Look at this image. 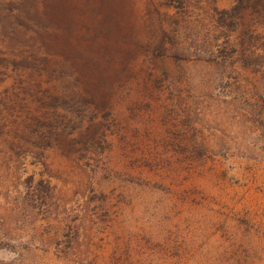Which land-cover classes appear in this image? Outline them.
<instances>
[{
	"label": "rangeland",
	"instance_id": "374dc122",
	"mask_svg": "<svg viewBox=\"0 0 264 264\" xmlns=\"http://www.w3.org/2000/svg\"><path fill=\"white\" fill-rule=\"evenodd\" d=\"M120 24L97 115L0 44V264H264V0H125Z\"/></svg>",
	"mask_w": 264,
	"mask_h": 264
},
{
	"label": "trees",
	"instance_id": "16d2710c",
	"mask_svg": "<svg viewBox=\"0 0 264 264\" xmlns=\"http://www.w3.org/2000/svg\"><path fill=\"white\" fill-rule=\"evenodd\" d=\"M124 10L125 0H0V44L23 89L97 115L122 74Z\"/></svg>",
	"mask_w": 264,
	"mask_h": 264
}]
</instances>
